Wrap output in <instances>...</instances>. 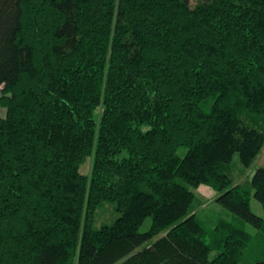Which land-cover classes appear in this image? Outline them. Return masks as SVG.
<instances>
[{"label": "trees", "instance_id": "1", "mask_svg": "<svg viewBox=\"0 0 264 264\" xmlns=\"http://www.w3.org/2000/svg\"><path fill=\"white\" fill-rule=\"evenodd\" d=\"M0 107V264H264V0H0Z\"/></svg>", "mask_w": 264, "mask_h": 264}, {"label": "rangeland", "instance_id": "2", "mask_svg": "<svg viewBox=\"0 0 264 264\" xmlns=\"http://www.w3.org/2000/svg\"><path fill=\"white\" fill-rule=\"evenodd\" d=\"M203 0H190L191 6L196 7ZM0 115L5 116L6 110L0 107ZM91 163L87 162L82 166L83 172H88L90 170ZM260 167H264V148L258 158L254 161V163L249 168L243 167L240 162L239 155L236 154L234 160L232 162V170L231 175L236 184H247L250 179L253 177L254 173ZM197 198L194 203L193 211L197 214V216L202 219L206 225L210 229H215L217 225V221L221 218L231 219L232 214L222 207L219 203H217L216 198L218 193L214 188L208 185H201L196 190ZM252 209L255 213L262 215L263 207L262 204L255 198L251 199ZM117 217L115 216V212L111 205H106L100 212L98 213L97 224L100 225L103 222H112ZM152 219L149 217L145 223L143 224L141 230H147L151 225ZM251 231L254 229L251 226H248ZM165 235V233L161 234V236Z\"/></svg>", "mask_w": 264, "mask_h": 264}]
</instances>
